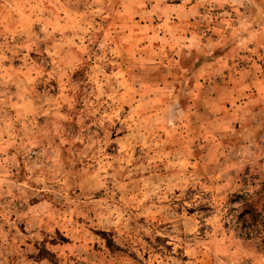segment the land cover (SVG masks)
Here are the masks:
<instances>
[{
	"label": "rangeland",
	"instance_id": "374dc122",
	"mask_svg": "<svg viewBox=\"0 0 264 264\" xmlns=\"http://www.w3.org/2000/svg\"><path fill=\"white\" fill-rule=\"evenodd\" d=\"M195 1L0 0V264H264V0Z\"/></svg>",
	"mask_w": 264,
	"mask_h": 264
},
{
	"label": "crops",
	"instance_id": "0c3cea01",
	"mask_svg": "<svg viewBox=\"0 0 264 264\" xmlns=\"http://www.w3.org/2000/svg\"><path fill=\"white\" fill-rule=\"evenodd\" d=\"M199 1L201 0H196L195 3H199ZM256 33L257 35H259L257 36L259 39H264V24L260 30L256 31ZM224 55H226V52L225 54L221 55L222 58H224L225 60ZM220 58L221 57H217L215 58L214 61H211L209 63H206L198 67L197 69L198 71L196 75L199 77L198 81L201 87H208L213 83H216L218 81L217 76L221 77L220 75L221 73H223L226 70L228 71L229 66L226 63L225 66L224 64L219 62ZM257 70H261V69H257ZM200 77H203V80H201ZM198 81L195 80V83H197ZM220 86L224 88V92H225V94L221 96L223 103L230 102L236 104L237 108H239L240 111L244 110L243 107H245V109L249 111L248 108L249 103L264 101V79H262L261 81L255 80V82L248 79H245V81L242 79L240 81H232V82L226 81L225 84ZM238 87L240 90L237 93L236 89ZM197 91L200 92V90L198 89ZM225 108L229 110V114L226 116L227 119L229 120L237 119L238 112H234L235 108H233L232 105L230 106L225 105ZM223 116H225V114ZM259 142L260 141H258L257 143ZM246 160H248V158H246Z\"/></svg>",
	"mask_w": 264,
	"mask_h": 264
}]
</instances>
